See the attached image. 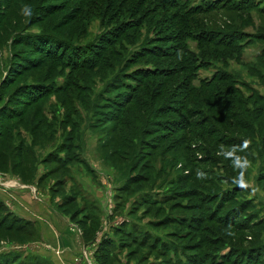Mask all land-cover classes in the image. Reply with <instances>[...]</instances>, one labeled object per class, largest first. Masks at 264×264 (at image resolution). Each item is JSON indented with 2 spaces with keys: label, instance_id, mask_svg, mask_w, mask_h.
Listing matches in <instances>:
<instances>
[{
  "label": "rangeland",
  "instance_id": "rangeland-1",
  "mask_svg": "<svg viewBox=\"0 0 264 264\" xmlns=\"http://www.w3.org/2000/svg\"><path fill=\"white\" fill-rule=\"evenodd\" d=\"M164 1L0 0V86L11 79L0 87L4 264H187L186 254L193 264H225V253L237 255V264H264L262 249L257 259L245 258L264 244V112L257 97L264 95V59L255 58L264 41H246L264 39V0H250L254 6L241 14L234 9L245 0ZM198 7L209 8L193 11ZM21 33L62 38L94 65L77 71L67 57L51 62L14 41ZM241 33L250 36L235 42L246 41L239 58L220 43ZM21 57L40 62L15 75L10 67ZM223 74L230 79L203 86ZM31 82L51 90L32 101L14 91ZM138 84L137 102L118 106ZM135 116L145 137L118 125ZM63 144L72 146V161L44 164ZM17 146L23 166H14ZM70 197L74 204L65 205ZM84 207L86 223L77 225L81 214L71 223ZM238 208L239 221L225 215ZM11 218L28 225L7 227ZM144 234L150 239L140 244Z\"/></svg>",
  "mask_w": 264,
  "mask_h": 264
},
{
  "label": "trees",
  "instance_id": "trees-1",
  "mask_svg": "<svg viewBox=\"0 0 264 264\" xmlns=\"http://www.w3.org/2000/svg\"><path fill=\"white\" fill-rule=\"evenodd\" d=\"M245 1L246 2L243 4V6H239V7L236 6L234 10L236 12H238V13L240 12V14H241V12L244 9H251L250 8V7H252L251 5L254 6L253 2H250V0H245ZM164 2H166L165 4H169V3H172V2H176V0H170L168 3H167V1H164ZM239 5H241V4H239ZM201 8L198 7L196 9H194L193 11H196L197 10L198 12L199 11L205 12V11H208L207 9L209 7H207L206 9H201ZM53 36L54 35H50V34L48 35V34H39V33L38 34H34V33L33 34H24V33H21L20 36L16 40H14V41L18 42L19 44L21 43L22 45L27 46V48L29 49L30 52L31 51H34L37 55L42 56V57H46L47 60H49L51 62H53V61L60 62V59H59L60 57L61 58L67 57V58L70 59V62L68 61V59H66L65 60V64L71 65V67H73V69H75L77 71L78 70H84V69L88 70L92 65H94L93 63L90 64V63H88L89 61L84 60L85 58L83 59V57H80L81 54H82V47H78V46L70 47L67 44H65V40L64 39L59 38L60 39V41H59V40L53 38ZM249 36L250 35L241 33V35L237 39L234 38V39L229 40V42L220 43V46H222L224 48H227L229 51L234 52L236 54L238 53V57L240 58V55L242 54V51L244 49V45L246 44V41H247V43L249 41H254L253 43H257L258 42V43H262L263 44L262 41H264V39H256L255 36H254L255 38L253 36L250 37V38H248ZM245 38H248V39L245 41V43L243 45H242V43L237 44L238 46L235 44V42L239 43V42L243 41V39H245ZM204 40H207L208 43L209 42H212L213 43V40L212 39H204ZM108 41L109 40H107V42ZM111 43L109 42V45ZM106 44H108V43H106ZM98 54H99V52L97 53V55ZM114 56H117V55L115 54ZM80 58H81V61H80ZM255 58L262 59V60L264 59V48L261 49L260 54L257 55ZM20 59H21V62L27 61L29 63L28 64H23V63L20 62L18 64H13V66L10 67V72L11 73H14L15 75L16 74L17 75H20V72L23 71L27 67H36L37 64H39V62H40V60L37 59V58L21 57ZM200 65H198V66H200ZM68 67H70V66H68ZM200 68H202V67H199L196 70H198ZM145 73H146L145 75L148 74L147 71H145ZM221 78L230 79L229 76L226 75V74L225 75L223 74L221 76L220 75H215V76H212L209 81L204 82V85L203 86L208 89V86H209L208 84H210V82H212V81H217V82L224 81ZM8 81H11V79L8 78V80H4L1 83V86L0 87L3 88V86L10 84V83H8ZM83 82H86V81L85 80L84 81L82 80V82L80 81V83H83ZM72 84H74V85L76 84L77 86H72V87L77 89V87H78L77 82L76 81H73ZM48 85L49 84H46V83H34V82H31V83H22L14 91H16V93H17V95L19 97H24V99L25 98H28V100H31V101L32 100H38L41 97H44L43 95H45L44 94L45 91L47 93L48 91L51 90L49 88L51 86H48ZM186 86H187V88H190L191 87V84L189 82H187L186 83ZM139 87H140V84H138V88H136L132 92H129V93L127 92L126 94H124L123 101L122 102H118L117 105L118 106H121L122 109H126L129 106L133 105L135 102H137V100H138L137 95L140 93ZM73 88H71V89L74 90ZM61 90H63V89H61ZM67 90L68 89H65V92H67ZM0 97L1 98H6L4 94H1ZM257 97H258V100L262 103L261 109L264 112V98L261 95H259V94H257ZM18 102H21L23 104L30 103L29 101L19 100V99H18ZM65 102H66V106H70L71 105V102H73V101H71L69 98H67L65 100ZM208 108H209V106H208ZM11 110L14 111V108H11ZM67 111L68 112H72L73 110L69 109V107H68V110ZM114 118H115V115L113 116V118L111 120H113ZM115 119H117V118H115ZM143 122H144L143 120H141V119H139L138 117L135 116V119L134 120H130L129 118H127L126 121L121 120V124L122 125H120V123L118 125L120 126V128L129 129L130 134L137 133V134H139V137H141V136L145 137V135L147 134V130L146 131L143 130L144 132L143 131L141 132V128H142V123ZM244 129H246V127ZM78 138H79V136L76 137V141H77ZM71 139H74V138H71ZM142 141H143V139L142 140L140 139L139 141H136L135 143L139 145L140 142H142ZM102 144H104V143H102ZM63 145L64 146H62V149H60V150L55 149V150L52 151V153H50L49 155H47L43 159V163L46 164V165H48V164H51L52 162H55L54 164L56 165L57 161L60 162L63 159V161L65 160L64 163H63V165H65V164L68 165L70 163V161H72L71 158L69 157V150H72V148H71L72 146L70 144H68L69 146L67 144H63ZM30 147L31 146H27V149H29V151L33 152V150L31 149L32 147L31 148ZM15 149H17L19 151V153H20V150H22L23 147L22 146H17V148H15ZM19 153H17V154H19ZM25 154H26L25 157L27 159L28 156H29V154L28 153H25ZM62 154L64 155L63 157H61ZM3 155L4 156H2V157L5 158L6 153H3ZM34 158H35V155H33V156L31 155L32 162L34 161ZM18 159H19L20 162L18 164L14 165V166H23L22 164L26 160L23 159V154L22 153H20V155L18 156ZM67 165H66V167H68ZM56 169H58V168H56ZM50 173L51 172H49V174H44V176L40 179V182L41 181H45L46 178L49 179L50 176H52V174H54V173H52V174H50ZM136 180H137L136 177L130 178L128 180V183H134V182H136ZM56 183L59 184L60 186H62L61 184L63 183V181H60L59 180V182L56 181ZM53 192H55V191H53ZM57 193H59V192H57ZM74 199H75V197H73V198L70 197V198L66 199V202L64 204L65 205H67V204H74V202H75ZM83 209L84 210H82L80 212H78V211L73 212V214L71 216V220L73 222H75V221H79L78 220L79 215L80 214L82 215L81 221L76 222L77 225H79V226L81 224L86 223V221L89 219L87 216H84L85 211H87L88 209L85 208V207ZM217 210H219V207L216 208V211ZM66 211H67L66 208H64V213ZM240 211H241V213H239ZM242 212H244L243 209L242 208H238V209H235V210H231L229 213H226L225 215L229 216L231 219L232 218H235V222H236V221H239L240 220L238 217L241 216ZM113 219H115V218H113ZM97 220H98V216L96 215V216H94V221L97 222ZM19 221H22L24 224H18ZM224 221H225V219H224ZM237 223H240V222H237ZM8 224L9 225L7 227H13L14 229L17 230V229H21V225L22 226L28 225V222L27 221L24 222V220H18V219L16 220V219L11 218V221ZM121 226H122V223L119 226H116V227L112 228V230L115 231V232H117V230ZM128 235H130L131 238H132V240L135 242L137 236L135 234L132 235L131 232H129V234H127V237H128ZM142 237H143V239H141L140 244L147 243V240L150 239L147 234H144ZM110 243H111V239L107 237L104 240H102V243L100 244V246L103 247V248H105V246L108 245V244H110ZM219 243L220 242H218V244ZM121 245H123V244H121ZM258 248H259V250L258 249H248L247 254H249L250 256L245 257V258L248 259V258L251 257V258L254 259L256 257V259H257V257L261 253L260 252V249H262V251H264V244L261 245ZM234 251H237L238 252L237 249H234ZM234 251H230V252L232 253ZM240 252L241 251H239L236 254L240 255ZM184 258L186 259L187 264H193V262H192V256H189V255L186 254V256H184ZM215 259L216 258H213L211 260V262H214ZM221 259H223V261L224 260L230 261L233 264H237V262L238 263L241 262L240 260H237L238 259V256L237 255H231L230 253L223 254V257L221 256ZM11 261L15 262V264L17 263L14 259H11ZM226 261H225V264H226ZM255 261L256 260H254L253 262L255 263ZM6 262H7V260H4V259L1 260V256H0V264H4ZM176 263L177 264H181L179 260H176ZM214 264H218V262L215 261Z\"/></svg>",
  "mask_w": 264,
  "mask_h": 264
},
{
  "label": "crops",
  "instance_id": "crops-1",
  "mask_svg": "<svg viewBox=\"0 0 264 264\" xmlns=\"http://www.w3.org/2000/svg\"><path fill=\"white\" fill-rule=\"evenodd\" d=\"M260 52H261V51H259V53L256 54V56L259 55ZM262 96L264 97V95H262ZM33 184H34V185L36 184L35 181L33 182ZM62 214L64 215V213H62ZM68 219H69V221H70L71 223L73 222V221L71 220V218H68ZM30 221H31V220H30ZM31 222H32V221H31ZM35 223H37V222H35ZM40 226H41L40 228L42 229V231H43V230L45 231V232L43 231L44 234H45V233L47 234V233H48V226H46V224H43V223L40 224ZM42 231H41V234H40V239H41V240H42V235H43ZM58 239H59V238H58Z\"/></svg>",
  "mask_w": 264,
  "mask_h": 264
},
{
  "label": "clouds",
  "instance_id": "clouds-1",
  "mask_svg": "<svg viewBox=\"0 0 264 264\" xmlns=\"http://www.w3.org/2000/svg\"><path fill=\"white\" fill-rule=\"evenodd\" d=\"M24 13L26 14V15H30L31 14V9H29V8H25L24 9Z\"/></svg>",
  "mask_w": 264,
  "mask_h": 264
},
{
  "label": "built area",
  "instance_id": "built-area-1",
  "mask_svg": "<svg viewBox=\"0 0 264 264\" xmlns=\"http://www.w3.org/2000/svg\"><path fill=\"white\" fill-rule=\"evenodd\" d=\"M96 244H98V240H96V242H95Z\"/></svg>",
  "mask_w": 264,
  "mask_h": 264
}]
</instances>
